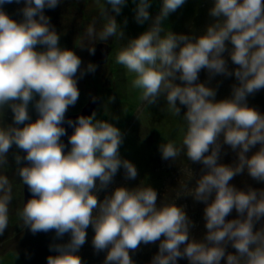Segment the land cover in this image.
Segmentation results:
<instances>
[{"label":"clouds","instance_id":"clouds-1","mask_svg":"<svg viewBox=\"0 0 264 264\" xmlns=\"http://www.w3.org/2000/svg\"><path fill=\"white\" fill-rule=\"evenodd\" d=\"M9 3L21 0H0V113L10 109L13 121L0 126V167L8 165L13 145L23 150L24 157L14 154L16 174L32 195L16 213L23 228L34 235L53 231L56 239L70 237L49 245L57 254L49 255L46 264H83L78 252L89 227L94 251L106 252L103 264H134L130 253L156 242L150 264H178L180 259L188 264H264V188L241 190L230 183L245 172L264 183V113L247 103L248 96L264 89V0H212L211 22L199 35L164 28L185 0H161L154 17L151 0H133L136 23H151L116 53L115 63L131 77L130 87L139 91L142 104L156 105L163 98L166 109L161 111L184 122L180 144L167 140L159 151L163 160L175 162L183 155L202 165L195 183L190 169L176 193L205 205L202 239L191 236L193 221L184 209L173 199L158 204L157 191L144 181L118 186L98 199L120 169L126 180L138 173L120 156L119 128L97 118L95 111L65 120L79 99L78 78L94 73L96 65L82 68L74 51L59 46L60 34L44 10L62 0H23L20 21L3 10ZM126 3L103 0L99 12L106 22L99 30L95 21L88 25L77 47L94 54L87 41L125 39L112 13L120 14ZM226 52L235 65L231 70ZM201 70L209 80L233 76L238 83L230 98L217 100L216 89L199 82ZM30 105L37 113L34 121ZM178 105L186 109L183 115ZM65 122L73 129L66 152L61 139L67 135ZM225 145L237 157L231 164L219 163ZM22 159L26 165L21 166ZM12 200V183L0 174V235L9 227ZM233 210L236 218L226 219Z\"/></svg>","mask_w":264,"mask_h":264},{"label":"rangeland","instance_id":"rangeland-1","mask_svg":"<svg viewBox=\"0 0 264 264\" xmlns=\"http://www.w3.org/2000/svg\"><path fill=\"white\" fill-rule=\"evenodd\" d=\"M103 0H62V3L54 9H45L44 14L50 18L51 25L60 34L59 46L70 49L82 60L83 68L88 63L96 65L94 73H88L82 78H78L79 99L74 106H70L67 113H78L83 106L93 100L97 102L91 107L97 113V118L107 120L119 128L123 133V143L119 152L123 159L132 162L137 169V177L134 180H126L124 170L120 169L107 189L98 193V199L108 194L118 186H136L141 181L153 187L158 193V204L160 201L173 202L182 207L188 217L193 221L190 230L191 236L202 239L206 231L203 220L202 202L194 201L190 196L179 195L176 193L181 188V183L187 180L188 172H193V184L195 179L202 174V165L192 163L183 155L172 160H163L159 151V145L167 140L180 144L183 137V120L169 114L166 110V102L161 98L156 105L144 106L139 99V91L130 87V76L125 74L122 66L115 63L117 51L126 45L128 38H135L140 33L147 30L151 21L144 24H137L134 19L133 0H127L122 7L120 14L112 13L117 23L123 27L125 39L117 40L115 37L105 42L87 41L89 47L98 48L100 44L106 47L105 61L94 60V54H90L87 48L77 47L81 41L84 30L93 21L96 22L97 30L106 22L99 12V4ZM161 0H151L149 8L150 15L154 17L160 8ZM212 0H185L182 7L171 13L164 22L165 30H171L177 34L199 35L205 26L211 22L208 15ZM23 7V0L20 4L9 3L3 5V10L13 20L20 21L22 15L19 9ZM127 20L125 25L123 22ZM102 46V45H101ZM39 47V46H38ZM230 47V45H229ZM104 46H102V55ZM101 55V58H102ZM228 59L227 52L224 54ZM228 67L231 70L235 67L228 59ZM199 82L216 89V99L221 100L230 98L233 84L238 82L233 76L216 75L209 80L206 70L199 73ZM176 83H181L176 81ZM109 97H115L109 101ZM250 107L264 113V89L247 97ZM181 115L186 109L182 105ZM92 111V112H93ZM31 120L37 118L34 108L29 106ZM91 115V113H90ZM6 123L12 124V113L7 109L0 113V126ZM22 126V125H21ZM258 148V146H257ZM70 149V148H69ZM68 149V150H69ZM256 149H253L255 151ZM18 153L22 157V150L13 145L8 154V165L0 167V174L7 175L13 186V200L10 204L9 227L3 235H0V264H46L49 255H56L49 249L53 243H66L70 237L68 234L62 239H56L53 231L38 232L32 234L26 227L23 228L17 216V210L23 207V187L22 181L16 174L14 154ZM251 155V153H249ZM237 159L235 153L225 145L219 163L231 164ZM21 166L23 163L21 162ZM232 185L241 190H246L248 186L260 189L264 188V183H258L247 175H237L230 181ZM233 210L228 219L236 218ZM259 227V224L256 225ZM86 243L80 248L78 255L83 264H103L106 252L96 253L92 247L93 229L87 230ZM159 242L153 244H141L135 253H130L134 264H150L152 257L158 251ZM230 252L235 250L229 247ZM178 264H188L186 259L178 260ZM223 264V262H222Z\"/></svg>","mask_w":264,"mask_h":264},{"label":"water","instance_id":"water-1","mask_svg":"<svg viewBox=\"0 0 264 264\" xmlns=\"http://www.w3.org/2000/svg\"><path fill=\"white\" fill-rule=\"evenodd\" d=\"M101 45L104 46V54L103 55H102V46ZM101 55H102V58H101ZM105 55H106V47L104 44H100V46L95 49L94 60H97V61L102 60L101 62H104L105 61ZM96 102H97V99H95V102H93V100H91L85 106H83L78 113L69 114L66 112L65 120L67 121V120L71 119V120L75 121L77 119V117L80 115H85V116L90 115V113H92V111H93V109L91 107ZM62 126L66 129V133H67V135L61 137L63 143L65 144L64 151L66 152L71 147V145L68 142V136H70L72 134L73 129L66 122ZM21 155H22V157H24V155H25L23 150H22ZM22 163H23V165H26L27 161L22 159ZM23 194H24V197H23V204H24V202H27L28 199L32 198V195L28 191L26 185H24V187H23ZM226 219H228V217H226Z\"/></svg>","mask_w":264,"mask_h":264}]
</instances>
